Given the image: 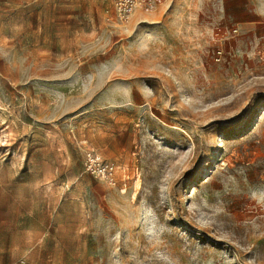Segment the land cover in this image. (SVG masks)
Returning a JSON list of instances; mask_svg holds the SVG:
<instances>
[{
  "label": "rangeland",
  "instance_id": "374dc122",
  "mask_svg": "<svg viewBox=\"0 0 264 264\" xmlns=\"http://www.w3.org/2000/svg\"><path fill=\"white\" fill-rule=\"evenodd\" d=\"M263 50L264 0H0V264H264Z\"/></svg>",
  "mask_w": 264,
  "mask_h": 264
},
{
  "label": "built area",
  "instance_id": "2783aa9c",
  "mask_svg": "<svg viewBox=\"0 0 264 264\" xmlns=\"http://www.w3.org/2000/svg\"><path fill=\"white\" fill-rule=\"evenodd\" d=\"M164 0H104L105 12L110 21L121 23L130 20L132 15L138 10L151 11L156 9ZM225 58L223 50H218L215 54V61L220 63ZM264 60V50L262 52ZM86 172L95 177L113 181L116 167L114 164L105 163L97 154H87L85 161Z\"/></svg>",
  "mask_w": 264,
  "mask_h": 264
},
{
  "label": "crops",
  "instance_id": "0c3cea01",
  "mask_svg": "<svg viewBox=\"0 0 264 264\" xmlns=\"http://www.w3.org/2000/svg\"><path fill=\"white\" fill-rule=\"evenodd\" d=\"M166 1V0H165ZM168 1V0H167Z\"/></svg>",
  "mask_w": 264,
  "mask_h": 264
}]
</instances>
